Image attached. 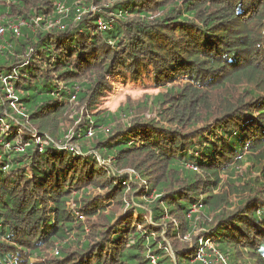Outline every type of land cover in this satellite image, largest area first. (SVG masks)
<instances>
[{"label": "trees", "instance_id": "trees-1", "mask_svg": "<svg viewBox=\"0 0 264 264\" xmlns=\"http://www.w3.org/2000/svg\"><path fill=\"white\" fill-rule=\"evenodd\" d=\"M0 26V264H264V0H0ZM117 86L153 93L103 108Z\"/></svg>", "mask_w": 264, "mask_h": 264}, {"label": "rangeland", "instance_id": "rangeland-1", "mask_svg": "<svg viewBox=\"0 0 264 264\" xmlns=\"http://www.w3.org/2000/svg\"><path fill=\"white\" fill-rule=\"evenodd\" d=\"M116 91L117 92L115 94L107 98V100L103 104V108L108 109L110 111H115L121 104L126 102L128 98H130L133 101H136L138 99H141L142 95L145 93L148 94L153 93V91L144 88L135 89L133 87L124 88L122 86L120 87L117 86Z\"/></svg>", "mask_w": 264, "mask_h": 264}, {"label": "built area", "instance_id": "built-area-1", "mask_svg": "<svg viewBox=\"0 0 264 264\" xmlns=\"http://www.w3.org/2000/svg\"><path fill=\"white\" fill-rule=\"evenodd\" d=\"M21 25H22V24H21ZM99 25H100V27H101L102 29H105L102 23H99ZM19 26H20V25H18V26H12V27H11V31H12L14 34H18ZM4 33H5L4 28H2V27L0 26V38H1V39H2V37L4 36ZM0 83H1V85H2V88H3L4 93L6 94V95H5V99H6L7 101H9V107H10L11 109H13V110H15V111L18 112L17 105H16V103H15V101H14V100H15V97H14V93H13V89H12L11 82H10L8 79H6V78L1 77V78H0ZM0 130H2V128H1ZM79 219H82V217H79ZM204 258H205V255H204L202 252L199 253V254L197 255V259H198L199 261H202L204 264H206Z\"/></svg>", "mask_w": 264, "mask_h": 264}]
</instances>
